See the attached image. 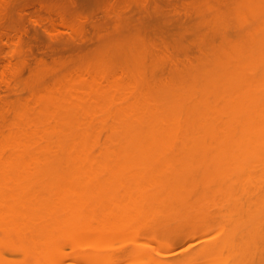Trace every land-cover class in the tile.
Wrapping results in <instances>:
<instances>
[{
    "label": "bare ground",
    "instance_id": "6f19581e",
    "mask_svg": "<svg viewBox=\"0 0 264 264\" xmlns=\"http://www.w3.org/2000/svg\"><path fill=\"white\" fill-rule=\"evenodd\" d=\"M201 2L189 44L136 25L0 76V264H264V0Z\"/></svg>",
    "mask_w": 264,
    "mask_h": 264
},
{
    "label": "rangeland",
    "instance_id": "374dc122",
    "mask_svg": "<svg viewBox=\"0 0 264 264\" xmlns=\"http://www.w3.org/2000/svg\"><path fill=\"white\" fill-rule=\"evenodd\" d=\"M1 1L5 2L4 0ZM51 1L59 2L61 5L56 6V8L60 6V9L63 8L71 16L73 15L71 13L81 12V14L87 15L86 18L88 19L79 21L78 24L73 26L62 27L58 24L60 22L54 14L52 15L45 11V8L48 9L47 7H49L45 5H49L47 3H52ZM201 1L9 0L8 4L2 3L3 6L1 7H5L6 13H1L3 17L0 15V53L3 52L4 55L9 56L14 50V44L20 43L24 58L19 81H8L6 75L10 72V69L6 73L8 69L4 68V65H8L9 62L13 66L12 64H16L17 60H0V76H3L7 83L5 91L14 92L17 89H21L22 81L29 78L32 68L39 65L41 61L48 63L54 61L73 63L76 59L95 52V50L110 40L120 37L130 38L133 35L131 29H134L133 26L136 25L141 28L142 33L148 34V36L152 33H157V31H159L158 34H165L163 36L166 37L178 38V36L183 35L184 39H181L184 43L189 44L188 42L191 39L194 40L195 37L193 36L194 38L191 37L190 39V31L185 30H191L210 15L205 6H203V4H207ZM53 5L54 3L50 6L54 8L55 6ZM42 6H45V8L43 9ZM0 11H3V9ZM118 18L125 21V23L123 21L124 24L121 23L124 26L123 29L117 27V22L118 20L120 21ZM118 26L122 27V25ZM56 28L58 29L56 30ZM6 34L8 35L7 37L5 36ZM158 34L156 36H161ZM153 35L155 36V34ZM183 45L181 44V46ZM158 50H160L158 54L159 52L163 53L160 47ZM15 97L12 93L8 96L10 99ZM180 248L181 246L178 245L174 250H179ZM108 264L125 263L115 260Z\"/></svg>",
    "mask_w": 264,
    "mask_h": 264
}]
</instances>
